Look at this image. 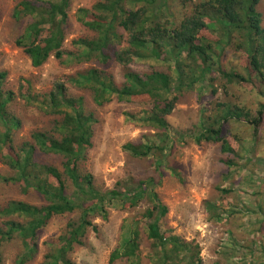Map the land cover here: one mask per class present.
<instances>
[{
  "label": "trees",
  "instance_id": "trees-1",
  "mask_svg": "<svg viewBox=\"0 0 264 264\" xmlns=\"http://www.w3.org/2000/svg\"><path fill=\"white\" fill-rule=\"evenodd\" d=\"M177 1L97 0L91 8L80 7L77 17L93 31V36L74 39L75 46L71 51L63 46L70 31L68 16L72 0H21L15 7L13 15L26 22L16 40L17 45L23 47L33 66H41L51 56L92 64L83 72L57 80L50 91L40 93L28 87L30 92L28 90L29 94L25 96L30 103L45 108L47 114H59L61 117L56 119L53 129L32 131L31 140L18 144L14 143V129L20 125V120L9 110L13 94L11 90H4L6 73L0 71V122L5 128L0 133V151L7 164L17 171L14 176L0 173V184L20 182L25 191L31 186L47 200L46 204L39 206L13 199L0 208V214L8 217L6 230H0V246L5 239L20 238L24 251L18 257V264H25L26 260L35 257L37 231L49 218L80 207V222H69L68 234L60 238L58 248H52L46 255L52 261L44 263L76 264L68 252L75 243H84L89 227L97 230L88 218L90 213L106 217L107 204L116 200L123 205L135 206L145 196L154 203L143 214L149 219L146 233L155 248L149 264H203L198 244L193 246L172 229L161 228V218L168 208L160 201L154 188H148L153 183L151 179L139 180L128 190L130 193L117 188L110 193H102L95 188L91 173H80L79 162L92 145L94 117L86 114L83 100L67 95L66 86L67 82L83 86L91 92L98 105L112 100L110 97L117 94L120 100L136 98L150 106L144 109L142 121L144 126L155 132L147 135L150 138L146 142H128L123 146L136 157L164 151L170 129L167 116L175 109L180 94L195 86L197 89V83L202 91L207 88L212 79L210 73L213 72L216 51L232 39H237V48L246 54V73L234 68L222 70V74L229 82L257 85L264 98V13L259 10L264 0H197L192 1L186 11L175 8ZM186 2L182 0L181 4ZM138 60L154 61L156 66L144 73L127 69L122 86L115 82L111 73L100 67L110 62L126 67ZM157 65L162 68H156ZM226 106L224 116L215 117L194 137L197 142L222 141L223 151L235 154L229 141L221 135L220 123L233 115L240 119L253 116L246 107L236 106L232 111L231 104ZM263 114L264 101L260 103L259 115L252 118L255 129ZM4 147L14 148L16 152L9 149L3 152ZM39 151L63 157V173L72 179L79 193H83L74 195L83 201L92 200L91 203L83 207V204H75L73 198H68L61 171L56 166L39 162L36 159ZM138 233L135 223H130L119 246L111 253L112 262L126 258L129 264H142Z\"/></svg>",
  "mask_w": 264,
  "mask_h": 264
},
{
  "label": "rangeland",
  "instance_id": "rangeland-1",
  "mask_svg": "<svg viewBox=\"0 0 264 264\" xmlns=\"http://www.w3.org/2000/svg\"><path fill=\"white\" fill-rule=\"evenodd\" d=\"M20 1L0 0V71L6 73L4 90H11L13 94L9 110L20 120V125L14 129L15 144L31 140L32 131L53 129L56 119L61 117L59 114H47L45 108L30 103L25 95L30 90L40 93L50 91L57 80L83 72L92 65L51 56L41 66H33L16 41L26 25L13 15ZM192 1L197 0H187L183 5L182 0H178L174 6L186 11ZM95 2L97 0H72L68 16L70 31L63 46L67 51L74 49V39L93 36V31L77 17V10L80 7L91 8ZM259 10L264 13V1ZM236 40L232 39L216 51L213 72L210 73L211 83L208 82L206 89L202 91L197 83V89L195 86L180 94L175 109L167 116L170 124L167 146L164 151L149 156L136 157L123 148L128 142H146L150 138L147 135L155 132L143 125L144 109L150 107L148 104L136 98L132 101L120 100L116 94L110 97L112 100L98 105L93 101L91 92L83 86L73 82L66 85L67 95L83 100L86 114L94 117L92 145L79 162L80 173H91L95 188L102 193H110L114 188L130 193L128 190L139 180L151 179L153 183L148 188H154L160 201L168 208L161 218V228L172 229L193 246L198 244L203 264H264V114L257 129L252 123V118L259 115L264 98L257 85L229 82L222 74V70L231 71L234 68L246 73L248 60L242 49L237 48ZM153 65L156 66L154 61L138 60L126 67L112 62L100 67L111 73L115 82L122 86L127 69L144 73L152 70ZM156 68L162 67L157 65ZM172 73L176 76L174 70ZM39 99L43 100L42 97ZM226 104H231L232 111L236 106L246 107L253 116L240 119L233 115L220 123L221 135L229 141L236 155L223 151L222 141L197 142L194 137L215 117L224 116ZM3 130L5 128L0 122V133ZM5 149L16 152L14 148L7 147L3 152ZM36 159L61 171L66 195L73 198L75 204L85 207L84 204L91 203L92 200L83 201L74 195L83 193H79L72 179L63 173V157L39 151ZM0 173L17 174L4 160L1 151ZM13 199L39 206L47 203L44 196L31 186L25 191L20 182L0 184V208ZM153 204L147 196L135 206L123 205L115 200L107 204L106 217L90 213L88 218L97 230L89 227L84 243H75L68 252L69 257L76 264H129L126 258L113 262L110 259L129 224L134 222L139 230L141 263L149 264L155 248L146 233L149 219L143 214ZM80 216L81 210L77 207L72 212L49 218L37 231L35 257L26 260L25 264L52 261L46 255L52 248H58L60 238L70 231L69 222L78 224ZM7 219L0 214V230H6ZM23 251L20 238L5 239L0 246V264H18V257Z\"/></svg>",
  "mask_w": 264,
  "mask_h": 264
}]
</instances>
